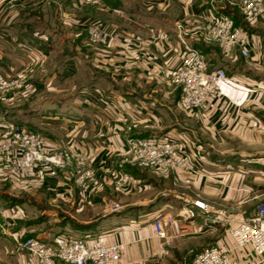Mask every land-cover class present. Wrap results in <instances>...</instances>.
<instances>
[{"label": "crops", "instance_id": "obj_1", "mask_svg": "<svg viewBox=\"0 0 264 264\" xmlns=\"http://www.w3.org/2000/svg\"><path fill=\"white\" fill-rule=\"evenodd\" d=\"M225 1L152 0L156 13L149 10V0H143V12H132L126 6L111 9V15H121L129 26L120 28L112 24L105 29L111 36V73L107 76L95 74L80 53L65 54L61 44L54 43L56 37L48 42L35 39V30L27 27L14 30L10 37L0 33L3 67L13 70L56 57L62 62L55 66V76L46 80L48 87L69 78L80 81L78 92L68 97L45 95L23 107L0 102L1 115L73 137L57 141L49 138L47 144L52 147L91 154L89 160L98 170L95 190L75 192L74 196L69 176L59 172L55 178L46 176L47 188L42 187L46 196H56L63 205L70 204V209L78 212L108 211V203L115 199L121 207L120 213L105 212L98 219L78 221L79 228L62 224L60 234L80 238L103 235L109 245L119 246L120 264H131L137 259L134 250L140 248L146 256L162 254L167 249L155 232L154 221L159 216L179 218L186 210L193 212L190 225L187 221H175L166 228L169 238L176 236L178 240L183 236L182 230L189 227L205 234L213 233L207 228L224 227V218L213 215L209 207L216 199L233 200L235 211L248 210L234 214L236 223L231 229L255 211V206L250 208L254 204L250 197L264 192V25L242 27L246 31L248 57L237 49L228 54L218 49L216 58L214 49L196 42L192 36L187 37L192 46L202 48L210 69L222 68L238 80L219 85L220 94L213 111L203 114L182 110L179 96L169 85L170 78L182 66L184 53L177 39L176 22L180 20L192 29L217 14H224L226 9L235 10L226 6ZM176 2L183 4V10L174 16L171 9ZM158 30L164 32V38L156 37ZM37 32L56 35L44 30ZM54 90L58 92L57 88ZM152 137L174 140L183 153L191 156L193 170L132 174L118 153H125L132 139ZM117 173L133 179L121 192L112 186L111 177ZM242 195L248 197L244 207L242 202L236 203V197ZM198 200L205 203V210L194 205ZM52 230L34 238L51 239L56 236ZM232 245L229 231V242L216 246ZM232 256L241 264L257 260L250 247L235 250ZM20 260V264H27L22 255Z\"/></svg>", "mask_w": 264, "mask_h": 264}, {"label": "rangeland", "instance_id": "obj_2", "mask_svg": "<svg viewBox=\"0 0 264 264\" xmlns=\"http://www.w3.org/2000/svg\"><path fill=\"white\" fill-rule=\"evenodd\" d=\"M149 1L147 3L149 10L151 8L150 11L152 13L158 12L154 9L152 0ZM240 1L226 0L225 5L234 8L238 15L242 17L245 24L260 23L264 25V22L261 20L254 23L248 22L241 11ZM123 6L128 7L132 12L145 11L143 0H0V33L3 36L10 37V34L14 30L21 31V28L27 27L28 29L35 30V39H44L45 42H48L49 38L53 39L52 37H56L55 40L57 41H54V43L61 44L66 52L65 54L68 55L70 51L80 53L85 56L95 74L107 76L111 73L109 66L111 62L109 39L111 36L105 29L112 24L120 28L122 26H129L127 22L121 19V15L113 16L109 13L111 9H120ZM171 10H173V15L175 16L183 10V4L176 2ZM175 25L177 29L181 28L189 36L201 27V24H199L190 29L185 27L180 20ZM38 30L48 31L50 34L52 32L56 35L45 36L37 32ZM161 34H164V32L158 30L156 37L159 38ZM164 36L160 38H164ZM196 42L214 49V57L216 58L218 57V49L222 51L217 42L205 41L201 35L200 37H196ZM129 48L134 50L133 45H130ZM135 48L137 51L138 48ZM72 52L70 54H73ZM52 59H40L33 63V65L21 66L13 70H10L6 66L3 67L0 63V102L6 104L17 103L21 104L20 107H23L28 102L31 103L45 95H50V97H68L76 94L80 81L76 82L72 78H69L62 84L51 83L50 87H48L46 80L49 77L55 76L53 74L55 66L57 64L60 65L62 62L60 58L55 57ZM169 85L175 89V95L180 97V89L171 84V78ZM54 87L57 88L58 92H54ZM3 126H6V128L1 129ZM17 132L25 135L34 134L41 137L44 140V150L49 152L50 155H63L66 156V159L67 156H73V158H70V162H66L67 165H65L64 169H58L51 164L38 165L34 177L24 176V174L19 172L18 167L5 162L0 164V264H20L21 255L25 257L27 264H36V260L30 249L24 248L22 245L25 240L34 238L35 235L48 229H53V234L58 235L62 233L63 226H60L62 224H70L71 227L79 228L80 226L77 225L78 221L98 219L105 212H110L111 205H119V203L116 202V199L112 200L108 203L109 210L105 212L102 209L78 212L70 209V204H67V206L63 205L58 201L56 196H46L47 193L43 190L46 187L44 186L46 176H53L55 178L59 172L69 176L73 195L75 192H90L95 190L97 187L95 183L98 184L99 179L97 175L98 170L94 168L89 160L91 154L89 152L78 153L68 147L55 148L51 144H47L49 138L56 141L61 139L70 140L73 138L70 134H64L47 127L42 128L40 125L15 120L0 114V143L12 140ZM118 156L123 158L125 163L130 166L129 170L132 174H142L150 171L157 172L132 164L131 157L126 152L123 154L118 153ZM77 157L85 159V162L83 161L84 166L81 168H79ZM78 169H80V173ZM175 170L177 169L169 171ZM87 171L94 172L95 183H88L86 188H82L79 186L78 180ZM41 174L44 176L40 177ZM119 174L112 175L111 180L114 190L121 192L125 188L117 189L118 187L115 183ZM192 196L200 197L197 194H193ZM247 198L244 195L239 199L236 197V203L242 202V206L244 207ZM119 200L120 198L117 199V201ZM219 201L216 199L213 202L214 204H210L209 207L213 215L224 218L226 221L224 227L216 229L207 228L213 231L210 234L196 231L193 227L183 229L181 232L183 236L179 237L178 240H176V236L169 238L168 242L167 240L160 239L165 248H167L162 254L143 256L140 248L138 251L134 250L137 254V259L131 261V264H189L195 255L204 249L229 242V231L231 226L236 223L234 214H244L248 210H242V212L233 210L234 201L227 198ZM251 201L254 204L250 208L254 206L256 208L259 203L264 201V192H259L258 196L250 197ZM30 202H36L39 205L34 207ZM196 202H200V200ZM178 220L179 218H175V221ZM28 232L32 233L28 234ZM120 259L121 256L119 254V260L116 264H120Z\"/></svg>", "mask_w": 264, "mask_h": 264}, {"label": "built area", "instance_id": "obj_3", "mask_svg": "<svg viewBox=\"0 0 264 264\" xmlns=\"http://www.w3.org/2000/svg\"><path fill=\"white\" fill-rule=\"evenodd\" d=\"M240 8L248 22H264V0H241ZM177 30V39L184 53L182 66L171 77V84L180 89L179 104L182 109L206 114L216 108L219 85L223 82L237 83L238 80L222 68L210 69L206 56L187 40L189 35L181 28ZM200 35L205 41L217 42L224 54L238 49L243 56H249V46L245 42L246 31L236 26L234 20L226 14H217L214 18L205 20L199 30L190 34L195 41ZM163 36L161 34L160 37ZM126 154L131 157L132 164L143 169L157 172L171 169L193 170L191 156L183 153L174 140L166 137L132 139L128 142ZM70 158L73 156H67L66 159L63 155H50L44 150V140L34 134L17 132L12 140L0 143V164L5 162L18 167L19 172L27 177H34L40 164H51L64 169ZM77 159L79 168L83 167L85 159ZM132 181L129 175L119 174L115 183L117 189H124ZM88 183H95L93 171L85 172L78 180L82 188H86ZM194 205L201 210L206 209L204 203L196 202ZM120 211L119 205H111V213ZM193 216L191 210H186L180 214L178 221H187L190 225L188 221ZM174 222L175 218L171 215L157 217L154 221L157 238L168 242L166 228ZM230 235L233 239L232 247L206 248L195 255L189 264H241L232 256V252L249 247L257 257L250 264H264V201L231 229ZM22 245L30 249L36 264H116L120 254L119 246L109 245L103 235L80 238L58 234L51 239H27Z\"/></svg>", "mask_w": 264, "mask_h": 264}, {"label": "trees", "instance_id": "obj_4", "mask_svg": "<svg viewBox=\"0 0 264 264\" xmlns=\"http://www.w3.org/2000/svg\"><path fill=\"white\" fill-rule=\"evenodd\" d=\"M224 14L230 16L234 20L236 26L245 27V23L243 22L242 17L238 15L236 10H227L226 9ZM232 15H234L235 17L234 16L232 17ZM199 49L202 51V48H199ZM202 53L204 54L203 51H202Z\"/></svg>", "mask_w": 264, "mask_h": 264}]
</instances>
